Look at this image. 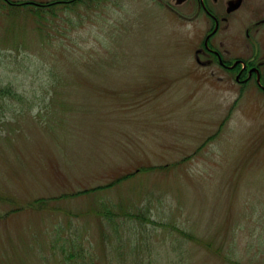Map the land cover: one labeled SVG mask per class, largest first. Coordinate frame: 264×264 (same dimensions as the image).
<instances>
[{
    "label": "rangeland",
    "instance_id": "374dc122",
    "mask_svg": "<svg viewBox=\"0 0 264 264\" xmlns=\"http://www.w3.org/2000/svg\"><path fill=\"white\" fill-rule=\"evenodd\" d=\"M173 3L88 0L52 17L0 2V82L22 98L0 100V264L56 257L44 237L69 220L61 232L100 251L112 230L89 208L118 202L146 205L160 264H264L259 95L198 72Z\"/></svg>",
    "mask_w": 264,
    "mask_h": 264
},
{
    "label": "flooded vegetation",
    "instance_id": "af4514ba",
    "mask_svg": "<svg viewBox=\"0 0 264 264\" xmlns=\"http://www.w3.org/2000/svg\"><path fill=\"white\" fill-rule=\"evenodd\" d=\"M0 2L12 8L34 9L35 12L49 14L57 13L58 9L73 8L88 0ZM174 2L173 6H168L170 11L190 24L186 40H197L193 54L201 68L198 72L212 77L215 86L237 92L236 98L246 97L245 94L251 93L252 89L256 91L264 122V0Z\"/></svg>",
    "mask_w": 264,
    "mask_h": 264
},
{
    "label": "trees",
    "instance_id": "16d2710c",
    "mask_svg": "<svg viewBox=\"0 0 264 264\" xmlns=\"http://www.w3.org/2000/svg\"><path fill=\"white\" fill-rule=\"evenodd\" d=\"M35 14L44 16L39 11L35 12ZM50 14L52 17L57 15L54 12ZM42 20L45 19L43 18ZM10 97L22 99L11 88L10 84L0 82V100L10 99ZM126 176L127 174H124L122 177L125 178ZM117 180H120V178ZM94 189H96V187L84 190L90 191ZM118 204L119 205L113 208H89L93 216L101 213L102 216L106 218V223L109 224L110 230H112V238L109 239V235L102 229L100 240L98 241V245L100 244V251L91 247L93 241L90 240V238H88V240H83L85 238L79 236L81 235L80 229H77L73 236L62 233L60 228H73L69 220V223L64 222L60 226L57 224V229L51 235L49 233L46 241L44 237V243L47 241L50 242V246L47 250H50V252L46 254L51 255L52 252L56 257L47 258L42 264H55V258L59 259L58 264H160L153 253L155 249L154 245L149 242L151 236H148L147 233L149 232H146L142 227V225L147 224V222L155 223L154 220L150 219L148 214H145L147 211L146 205H139L134 211H129L127 210L128 206L126 207L124 203L120 205V202H118ZM124 207L126 209H124ZM123 217L126 220L124 222ZM127 220L130 222H127ZM118 222L119 225L117 224ZM99 223L101 222L99 221ZM136 228L139 229V234ZM122 230L124 232H129L127 237L123 236ZM76 236L82 239L79 241ZM123 238L127 240V243H125ZM156 246H158V244ZM57 253L60 256H57Z\"/></svg>",
    "mask_w": 264,
    "mask_h": 264
}]
</instances>
